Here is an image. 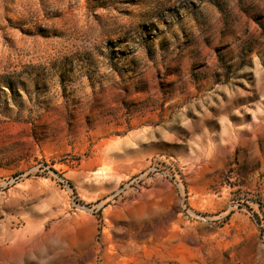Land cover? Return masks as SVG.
Listing matches in <instances>:
<instances>
[{"label":"rangeland","instance_id":"obj_1","mask_svg":"<svg viewBox=\"0 0 264 264\" xmlns=\"http://www.w3.org/2000/svg\"><path fill=\"white\" fill-rule=\"evenodd\" d=\"M0 264H264V0H0Z\"/></svg>","mask_w":264,"mask_h":264}]
</instances>
